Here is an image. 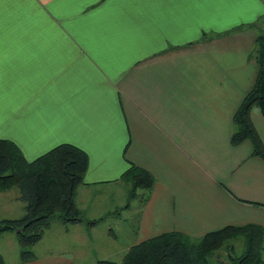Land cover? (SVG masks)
<instances>
[{
    "label": "crops",
    "instance_id": "crops-1",
    "mask_svg": "<svg viewBox=\"0 0 264 264\" xmlns=\"http://www.w3.org/2000/svg\"><path fill=\"white\" fill-rule=\"evenodd\" d=\"M260 23L264 33V0H0V138L28 160L61 142L83 149L75 200L86 219L130 206L93 216L111 197L92 187L121 184L126 201L122 173L132 163L147 169L154 183L139 198L133 242L264 227V160L249 139L230 143L232 116L258 70V30L245 25ZM250 118L264 145L257 106ZM96 225L63 229L79 241L78 258L87 259ZM50 227L34 258L0 252L5 262L76 264L74 252L44 242ZM4 234L13 252L15 235Z\"/></svg>",
    "mask_w": 264,
    "mask_h": 264
},
{
    "label": "trees",
    "instance_id": "trees-1",
    "mask_svg": "<svg viewBox=\"0 0 264 264\" xmlns=\"http://www.w3.org/2000/svg\"><path fill=\"white\" fill-rule=\"evenodd\" d=\"M258 70L251 88L245 93L232 116L230 143L237 145L249 139L251 154L264 160V145L250 118L253 106L264 115V33L258 32ZM88 165L86 152L80 147L61 142L33 159H26L18 146L0 138V192L16 188L23 201L20 216L0 218V234L11 231L19 248V258L35 257L33 245L57 216L65 227L69 223L85 222L94 226L105 215L84 218L77 206L75 193L83 183ZM130 182L127 207L141 190V201L148 198L154 176L145 168L130 164L122 173ZM244 237V249L238 256L229 254L230 264H264L262 259L264 227L254 222L227 224L196 236L171 230L132 242L120 262L99 258L94 264H208L207 258L232 237ZM0 264H7L0 253Z\"/></svg>",
    "mask_w": 264,
    "mask_h": 264
},
{
    "label": "rangeland",
    "instance_id": "rangeland-1",
    "mask_svg": "<svg viewBox=\"0 0 264 264\" xmlns=\"http://www.w3.org/2000/svg\"><path fill=\"white\" fill-rule=\"evenodd\" d=\"M245 26H248V28L250 29L258 30V32L262 30L261 23L257 26L252 24ZM124 187L125 191L128 192L126 190V188H128V184H124ZM114 188L117 189V191L115 192V196L113 195V193H108L114 191ZM91 190L93 191V193H98V195L106 194L108 198L109 196L111 197V202L101 201V209L93 211V216H98V214H101L100 212L106 208L107 210H110L111 205L119 204V202L120 204H123L124 202L128 201L127 195L126 201L124 200L125 194L121 190V184H103L101 186H94ZM123 195L124 199L122 200L120 198ZM17 196L18 191L16 188H11L9 190L0 192V218L22 215L24 204L20 198H17ZM140 196H143V193L141 190H138L137 197L130 201V206L127 210H125L124 214L121 211V216L117 214L111 215L112 213H109L101 220L100 223L95 226V228H90L91 230H88L86 234L90 237L89 243L88 245L86 244V246H84L85 248H87L84 249V253L85 250L87 251L86 260H83L85 259L84 254L83 259L78 258V256L80 255L77 254L75 250L80 247V243L77 239L74 238V234H66L63 231V229H65V224H63V222H61V220L57 216H55V218L52 220L51 227L45 234L44 242L52 248L61 247L62 249L74 252V254H76V260L79 259L77 260L78 262L76 264H92L94 256L120 262L123 254L126 251V247L129 246L134 240L133 231L137 226L136 219L139 215L141 206L139 201ZM115 217H117V219ZM109 227H112L111 234L108 233ZM7 236L8 235L4 233L0 234V252L4 254L6 260H9L12 256V253L13 256H18L19 251L15 238L13 240V252L11 251L12 244H7L5 239L3 238ZM243 249L244 237H232L225 241L213 254L208 256V264H230L229 254L232 256H238L243 251ZM261 255L264 261V238Z\"/></svg>",
    "mask_w": 264,
    "mask_h": 264
}]
</instances>
